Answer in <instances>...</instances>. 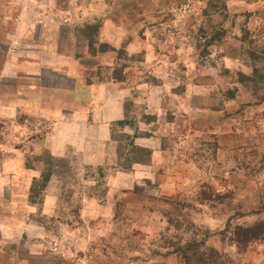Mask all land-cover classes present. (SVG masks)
<instances>
[{
	"label": "rangeland",
	"instance_id": "1",
	"mask_svg": "<svg viewBox=\"0 0 264 264\" xmlns=\"http://www.w3.org/2000/svg\"><path fill=\"white\" fill-rule=\"evenodd\" d=\"M261 222L264 0H0V264H264Z\"/></svg>",
	"mask_w": 264,
	"mask_h": 264
},
{
	"label": "trees",
	"instance_id": "2",
	"mask_svg": "<svg viewBox=\"0 0 264 264\" xmlns=\"http://www.w3.org/2000/svg\"><path fill=\"white\" fill-rule=\"evenodd\" d=\"M90 30L95 32V27H91ZM90 45L93 46V41H90ZM106 45H101L99 48V52H106ZM128 122L127 119L117 121L114 125L123 126ZM132 149L139 152L147 153L149 156L150 153L139 147H136L135 144H132ZM135 159V158H130ZM134 163H142V160H134ZM49 174L44 175V179L49 180ZM236 240L235 243L241 247L246 248L249 243L257 240L264 239V222L257 223L252 227H237L236 228ZM200 244L197 243H189L186 247L180 248L179 251L183 255L184 258L188 261L189 264H214V250H210L209 252H200L199 250Z\"/></svg>",
	"mask_w": 264,
	"mask_h": 264
},
{
	"label": "crops",
	"instance_id": "3",
	"mask_svg": "<svg viewBox=\"0 0 264 264\" xmlns=\"http://www.w3.org/2000/svg\"><path fill=\"white\" fill-rule=\"evenodd\" d=\"M31 50H34L35 52L34 56L28 57L27 52H26L23 58L24 61H22V65L20 67L23 70V74L26 79L28 78V79L38 80L43 75L44 71L49 69L47 67L51 68L53 67V64L52 63L48 64L46 60L42 58L40 48L36 47ZM118 119H122V118L119 117ZM102 127L103 128H100V127L99 128L100 130L102 129L103 136L105 138L106 137V134H105L106 126L103 125Z\"/></svg>",
	"mask_w": 264,
	"mask_h": 264
}]
</instances>
